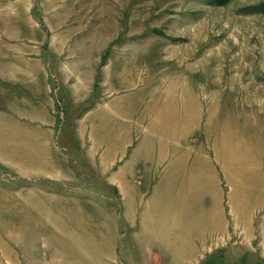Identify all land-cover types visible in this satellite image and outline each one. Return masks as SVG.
<instances>
[{
  "label": "rangeland",
  "instance_id": "obj_1",
  "mask_svg": "<svg viewBox=\"0 0 264 264\" xmlns=\"http://www.w3.org/2000/svg\"><path fill=\"white\" fill-rule=\"evenodd\" d=\"M247 167L264 0H0V264H264Z\"/></svg>",
  "mask_w": 264,
  "mask_h": 264
},
{
  "label": "bare ground",
  "instance_id": "obj_2",
  "mask_svg": "<svg viewBox=\"0 0 264 264\" xmlns=\"http://www.w3.org/2000/svg\"><path fill=\"white\" fill-rule=\"evenodd\" d=\"M150 139V138H149ZM118 143V142H117ZM121 143V142H120ZM118 147H120V146H118ZM121 148V147H120ZM118 151V150H117ZM146 152H147V155H150L149 153V151H148V149H146ZM9 155V154H8ZM224 158L225 157H227L226 156V153H224V154H221ZM250 170V167L248 168H242V169H236L235 168V171H237V172H239V171H241V172H245L246 174L248 173V171ZM256 171H258V170H255V169H251L250 170V173L252 174V175H257V176H259V177H257L255 180H254V184L256 185V186H264V179L262 178V177H260L262 174H261V171H258V172H256ZM249 178H251V177H249ZM173 185V180L170 182V180L169 181H166L165 180V183H164V187H161L158 191H157V193H156V195H155V200H153V201H151V205H150V208H149V211L152 209V207H154V205L155 206H157V207H159L161 204H162V199H161V194L162 195H165L166 196V193H167V191H168V189L171 187ZM214 196H215V206H214V209H215V217H214V220H217V218L219 217V215H220V213H219V205H218V203H217V201H218V199H217V195L216 194H214ZM177 197H171V202H174V201H176L175 199H176ZM174 205V208H173V210H171V215L173 216V218H174V216H179L180 218H181V215H182V208L181 207H179L178 205H175V204H173ZM258 206V203H251V205H249L248 207H247V210H246V216L245 217H243V215H242V213H241V221H245V224H246V233L247 234H249L250 236H251V229H250V225H251V223H250V221L247 219V211L249 210V212H251V211H253L256 207ZM156 207V208H157ZM38 208L40 209V208H42L41 206L39 207L38 206ZM42 209H44V207L42 208ZM41 212V211H40ZM153 216L155 215L154 214V211L151 213ZM177 218V217H176ZM42 219V218H41ZM40 219V220H41ZM45 219V218H44ZM42 221V220H41ZM177 224V223H176ZM65 226V225H64ZM79 226V225H78ZM144 226V225H143ZM176 228V227H175ZM32 229V228H31ZM63 229V228H62ZM145 229V228H144ZM42 230V229H41ZM45 230V229H44ZM23 231V230H22ZM31 231V230H30ZM36 231V230H35ZM38 232V231H37ZM34 233V232H33ZM39 233V232H38ZM37 233V234H38ZM42 233V232H41ZM45 233H46V231H45ZM249 236V237H250ZM24 237V236H23ZM37 237V236H36ZM39 237V236H38ZM31 238V237H30ZM33 238H35V235H34V237ZM38 239V238H37ZM41 239V238H40ZM77 241H78V244H82L83 246H85V247H88L87 245H88V243H83V242H81V239L80 238H78L77 237V239H76ZM21 241H22V239H21ZM26 241V240H25ZM32 241V240H31ZM38 241V240H37ZM75 241V240H74ZM76 241V242H77ZM51 242V241H50ZM54 243V242H53ZM34 244V243H33ZM75 244V243H74ZM38 245V244H37ZM79 245V246H80ZM56 246H57V244H56ZM42 249V248H41ZM57 249H59V248H57ZM41 252V251H40ZM40 252H38V253H40ZM108 253V252H107ZM107 255V254H106ZM109 256H112V255H109ZM99 259V258H98ZM86 260V259H85ZM89 260V259H88ZM91 260V259H90ZM100 260V259H99ZM102 260V259H101ZM104 260V259H103ZM93 261V260H92ZM89 262V261H88ZM94 262H98V261H94ZM100 262V261H99ZM98 262V263H99ZM106 262V261H105ZM82 263L84 264V262H83V260H82ZM86 263V262H85ZM93 262H90V264H92ZM98 263H96V264H98ZM102 263V262H101ZM94 264V263H93ZM105 264V263H104ZM108 264H110V263H108Z\"/></svg>",
  "mask_w": 264,
  "mask_h": 264
},
{
  "label": "crops",
  "instance_id": "obj_3",
  "mask_svg": "<svg viewBox=\"0 0 264 264\" xmlns=\"http://www.w3.org/2000/svg\"><path fill=\"white\" fill-rule=\"evenodd\" d=\"M136 159V158H135ZM132 165H134V163L132 164ZM174 172L172 171V169L169 167L168 169H167V171L165 172V177L167 178V176H169L168 178H172V177H174ZM177 176V175H176Z\"/></svg>",
  "mask_w": 264,
  "mask_h": 264
}]
</instances>
